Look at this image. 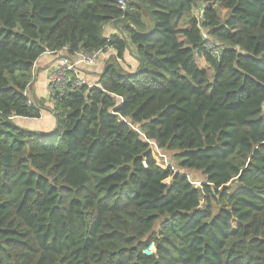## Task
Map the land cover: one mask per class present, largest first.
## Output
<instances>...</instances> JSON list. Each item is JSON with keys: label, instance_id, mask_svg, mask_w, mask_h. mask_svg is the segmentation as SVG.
I'll return each instance as SVG.
<instances>
[{"label": "trees", "instance_id": "obj_1", "mask_svg": "<svg viewBox=\"0 0 264 264\" xmlns=\"http://www.w3.org/2000/svg\"><path fill=\"white\" fill-rule=\"evenodd\" d=\"M118 1L0 0V264H264V0ZM106 47L13 121L42 55Z\"/></svg>", "mask_w": 264, "mask_h": 264}, {"label": "built area", "instance_id": "obj_2", "mask_svg": "<svg viewBox=\"0 0 264 264\" xmlns=\"http://www.w3.org/2000/svg\"><path fill=\"white\" fill-rule=\"evenodd\" d=\"M125 0L118 1V7L121 11L125 10ZM203 38L206 40L205 48L211 52L215 58L219 57V48L209 41L206 33L203 32ZM67 51L66 49L64 50ZM67 53V52H66ZM106 54L108 57H116V53L112 48L106 47L104 49L96 50L90 53L84 51H76L70 56H62L61 58L55 59L46 70V84L48 100L51 96L62 92H73L81 89L83 86H90L82 75V70H89L96 65L97 61L102 55ZM118 61V60H117ZM30 90L28 96L30 97ZM32 103V102H31ZM162 157L160 156L159 159ZM199 185V184H197Z\"/></svg>", "mask_w": 264, "mask_h": 264}, {"label": "crops", "instance_id": "obj_3", "mask_svg": "<svg viewBox=\"0 0 264 264\" xmlns=\"http://www.w3.org/2000/svg\"><path fill=\"white\" fill-rule=\"evenodd\" d=\"M115 34L116 32L113 29V27H106L104 29L105 37L110 36V35H115ZM55 59H56L55 56L50 55V54H45L40 57V59L35 65V70H34L35 77H34L32 85L30 86L31 96H35L37 99H44L45 101H47L46 103L47 110L44 111L40 119H37V120L14 118L13 121L20 127H23L28 130L42 131V132H48L54 128L55 119L51 112L52 102L48 100V94H47V88H46L47 87L46 70L50 67V65L53 63ZM112 59H113L112 57L106 58V54L102 55L97 61L95 66H93L89 70H86V69L82 70V75L85 81L87 83L91 82L95 84L94 82L98 79V76L101 73L105 64L109 61H112ZM132 63L136 67V63L133 60H132Z\"/></svg>", "mask_w": 264, "mask_h": 264}, {"label": "rangeland", "instance_id": "obj_4", "mask_svg": "<svg viewBox=\"0 0 264 264\" xmlns=\"http://www.w3.org/2000/svg\"><path fill=\"white\" fill-rule=\"evenodd\" d=\"M224 13L222 12V15H223ZM197 62H198V65L201 67V68H203V69H207V65L205 64V62L203 61V60H201V59H197ZM48 70V69H47ZM89 84H93V83H91V82H88ZM52 108H53V106H52ZM153 150H154V155H155V157H156V160L158 161V163H159V165L161 166V167H163V168H165V166H166V164H172V161H171V159H170V157L168 156V155H165V154H163V153H161V152H159L156 148H154L153 147ZM162 157V158H164V159H162L161 161H160V159H159V157ZM193 176V177H192ZM190 179L193 181V182H195L196 181V177H195V175H190ZM169 181V180H168ZM168 181H166V182H168ZM196 186H199V185H196ZM154 249L155 248H153V247H151V248H149L147 251H146V254L147 255H150L152 252H154Z\"/></svg>", "mask_w": 264, "mask_h": 264}, {"label": "water", "instance_id": "obj_5", "mask_svg": "<svg viewBox=\"0 0 264 264\" xmlns=\"http://www.w3.org/2000/svg\"><path fill=\"white\" fill-rule=\"evenodd\" d=\"M117 23H118V21H113L112 22V27L115 29L117 34L127 43V40H126V37H125L124 33L122 32V30L120 28L117 27Z\"/></svg>", "mask_w": 264, "mask_h": 264}]
</instances>
